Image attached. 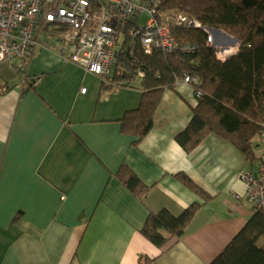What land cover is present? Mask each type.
<instances>
[{
    "label": "crops",
    "instance_id": "1",
    "mask_svg": "<svg viewBox=\"0 0 264 264\" xmlns=\"http://www.w3.org/2000/svg\"><path fill=\"white\" fill-rule=\"evenodd\" d=\"M101 83L56 48L36 50L24 74L0 64V264H210L253 215L239 173L254 166L215 135L189 154L175 142L197 101L191 86L164 91L135 145L120 125L140 92ZM122 164L148 188L144 199L117 180ZM192 204L201 207L184 236L163 250L140 234L150 212Z\"/></svg>",
    "mask_w": 264,
    "mask_h": 264
},
{
    "label": "trees",
    "instance_id": "2",
    "mask_svg": "<svg viewBox=\"0 0 264 264\" xmlns=\"http://www.w3.org/2000/svg\"><path fill=\"white\" fill-rule=\"evenodd\" d=\"M160 12L181 13L200 24L198 29L170 27L171 34L180 43L193 45L195 52L144 55L137 44L131 54L125 48L118 51L117 63L110 76L102 80L101 89L113 92L130 88L141 94L137 109L124 116L121 133L135 137L137 145L151 131L164 91H175L186 76L197 101L191 120L175 136V142L189 154L209 135H215L231 144L254 166L249 171H254L255 154L264 144V0H163ZM206 29L236 39L235 52L220 61L217 50L207 44ZM127 42L125 38L123 43ZM137 71H142L144 77L136 86ZM174 177L203 202L212 200L187 175L178 173ZM116 178L135 197L145 198L148 188L126 165L120 166ZM200 207L192 204L179 215L166 209L150 212L140 234L163 250L184 236ZM151 261L138 257V264ZM210 264H264V209L253 212Z\"/></svg>",
    "mask_w": 264,
    "mask_h": 264
},
{
    "label": "built area",
    "instance_id": "3",
    "mask_svg": "<svg viewBox=\"0 0 264 264\" xmlns=\"http://www.w3.org/2000/svg\"><path fill=\"white\" fill-rule=\"evenodd\" d=\"M162 5L163 0H0V64L24 74L36 50L56 48L67 62L103 80L110 76L122 48L130 54L136 44L144 55L193 54L195 47L180 43L170 27L198 29L200 24L181 13L162 14ZM141 17L145 21L138 23ZM205 32L208 46L224 61L232 52L222 53ZM143 77L137 71L136 78ZM189 82L184 76L180 84ZM255 157V170L239 173L252 212L264 209V144Z\"/></svg>",
    "mask_w": 264,
    "mask_h": 264
},
{
    "label": "water",
    "instance_id": "4",
    "mask_svg": "<svg viewBox=\"0 0 264 264\" xmlns=\"http://www.w3.org/2000/svg\"><path fill=\"white\" fill-rule=\"evenodd\" d=\"M207 32L213 36L214 41H213V45L214 46H221V49H226L228 48L229 45H231L232 47H236L237 44V40L227 36L224 33H221L218 30H213V29H207ZM219 37H222L223 40H218Z\"/></svg>",
    "mask_w": 264,
    "mask_h": 264
},
{
    "label": "bare ground",
    "instance_id": "5",
    "mask_svg": "<svg viewBox=\"0 0 264 264\" xmlns=\"http://www.w3.org/2000/svg\"><path fill=\"white\" fill-rule=\"evenodd\" d=\"M234 50L235 48L229 45L228 48L222 50V53H230L233 52Z\"/></svg>",
    "mask_w": 264,
    "mask_h": 264
},
{
    "label": "rangeland",
    "instance_id": "6",
    "mask_svg": "<svg viewBox=\"0 0 264 264\" xmlns=\"http://www.w3.org/2000/svg\"><path fill=\"white\" fill-rule=\"evenodd\" d=\"M145 21V17H141V20L138 23H143ZM235 48V47H234ZM263 241H260L258 244L261 245Z\"/></svg>",
    "mask_w": 264,
    "mask_h": 264
},
{
    "label": "clouds",
    "instance_id": "7",
    "mask_svg": "<svg viewBox=\"0 0 264 264\" xmlns=\"http://www.w3.org/2000/svg\"><path fill=\"white\" fill-rule=\"evenodd\" d=\"M236 47H237V44H236ZM236 47H235V50H236ZM235 50H234V52H235ZM234 52H232V53H234ZM232 53H231V54H232Z\"/></svg>",
    "mask_w": 264,
    "mask_h": 264
}]
</instances>
